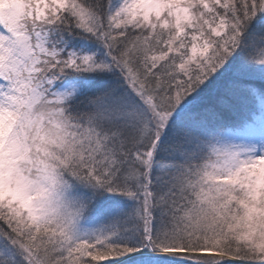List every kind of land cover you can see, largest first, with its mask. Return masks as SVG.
I'll list each match as a JSON object with an SVG mask.
<instances>
[{"label": "snow or ice", "instance_id": "1", "mask_svg": "<svg viewBox=\"0 0 264 264\" xmlns=\"http://www.w3.org/2000/svg\"><path fill=\"white\" fill-rule=\"evenodd\" d=\"M0 264H264V0H0Z\"/></svg>", "mask_w": 264, "mask_h": 264}]
</instances>
